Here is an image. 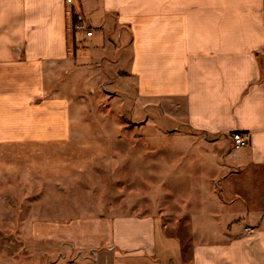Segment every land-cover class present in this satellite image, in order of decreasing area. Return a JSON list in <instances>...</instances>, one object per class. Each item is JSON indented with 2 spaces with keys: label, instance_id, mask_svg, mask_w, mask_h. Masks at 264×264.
Here are the masks:
<instances>
[{
  "label": "crops",
  "instance_id": "1",
  "mask_svg": "<svg viewBox=\"0 0 264 264\" xmlns=\"http://www.w3.org/2000/svg\"><path fill=\"white\" fill-rule=\"evenodd\" d=\"M73 13L87 19L90 35L70 37ZM94 48L90 61L83 54ZM91 63L90 71L101 75L102 63L112 73L116 64L122 73L109 85L123 94L135 86L139 103L156 112L158 119L148 123L170 127L171 168L156 157L155 175L147 180L145 169L144 185L203 192L195 195L197 213L209 224L188 212L185 236L166 230L164 216L177 213L157 197L155 210L143 213H111L136 206L114 196L82 202L76 193L83 190L76 182L82 167L69 165L79 157L73 143L81 138L68 134V93H81ZM235 131L246 134L245 144L234 146ZM34 143L48 144L41 172L29 161L26 170L4 172L49 177L46 221L72 224L73 235L70 227L61 231L69 244L61 242L45 264H264V0H0V150L3 144L32 150ZM194 149L202 154L196 157ZM195 159L203 166L195 168ZM210 159L215 169H205ZM101 206L107 214H77Z\"/></svg>",
  "mask_w": 264,
  "mask_h": 264
},
{
  "label": "rangeland",
  "instance_id": "2",
  "mask_svg": "<svg viewBox=\"0 0 264 264\" xmlns=\"http://www.w3.org/2000/svg\"><path fill=\"white\" fill-rule=\"evenodd\" d=\"M84 19L86 21L85 28L76 29L73 27L69 32L70 37L81 31L84 33L86 29H89L87 19L85 17ZM96 53V48H94V51H86L83 55L88 60L91 55L95 60ZM109 65L111 64L102 63L101 70L105 75H101L99 71H96L97 73L93 70L90 71L92 67H95V64H86L81 93L76 94L79 88L71 89L72 94L68 93V99L72 101L73 106L68 134L74 138H81V143H73V146L77 145L81 148V151H78L80 154L76 152L79 157L75 161L72 159L69 164L71 167H82L76 182L82 184L83 190L76 193L82 195L83 203H86L87 198L98 196L100 202H105L107 198L114 196L118 198V203L126 204L123 201L125 199L130 204L136 205L132 208L115 207L110 210L111 213L123 210L142 213L145 210L154 211L153 202L156 197L157 199L161 198L164 203L169 202L177 213L174 215L167 213V217L164 216L163 223L166 230L178 233L181 237L185 236L188 230L187 216L185 215L188 212H191V216L188 214V217L196 223L209 224L207 215L197 213L199 212L197 210L202 208L199 207L201 200L197 199L195 195L203 192L156 190L153 183L149 185L150 181L144 185L146 183L144 176L148 180L155 175L153 170L158 164L156 157L162 156L161 163H164L168 169L171 168L170 164L174 161L171 148L175 144L170 137L172 135L169 133V125L160 128L159 124L155 127L152 123H148L155 118L158 119L156 112L154 109L151 111L147 108L146 111L145 107L139 103L135 86L131 85L130 93L123 94L119 85L113 87L109 85L111 77L122 73L121 70L116 72L118 70L116 64L113 67L115 72L112 73ZM113 74L115 76H111ZM160 129L166 134L161 133ZM148 135H150V139H147L146 142H143L144 139L140 140L141 136ZM106 136L112 139L108 143L105 142ZM71 144L65 143L64 146ZM44 145L48 146V144L34 143L32 150H28L27 144H21L19 150L10 148L13 147L11 144H3V149L0 150V264H45L48 260L57 257V252L61 250L59 248L61 242L69 244L63 239L61 231H68L72 224L46 221L50 216L48 217L45 212L49 211L47 214H51L48 205L44 202L46 197L44 187L49 182L47 181L49 177L44 179L37 174L33 177L24 170L4 172L6 168L11 167L25 169L24 167H28V164L34 170L39 168L41 172L45 164L43 157L47 154L43 150L45 149ZM5 146L9 148H4ZM28 147L31 146L28 145ZM109 150L114 158L108 152ZM159 150H162L161 155H158ZM28 151H31V154ZM67 152L70 151L67 150ZM194 153L198 157L202 151L194 149ZM197 160H194L195 168L202 165V162L199 163ZM13 162H15L14 165ZM23 162H26V165L22 164ZM163 167L167 169L165 166ZM207 168L209 170L216 168L211 159L205 165V169ZM34 170L31 172H35ZM144 170L146 175L143 174ZM196 178L197 174L193 177L194 184H196ZM194 184L193 182L189 183L192 187ZM86 188L87 190H85ZM145 189L147 190L145 191ZM52 193L56 194V192ZM193 196L195 197L191 199ZM57 199H55V203L58 202ZM145 199L146 201L151 200L152 205L145 207L142 202ZM107 212L106 206L85 207L81 213L77 212V214H107ZM68 215H71V211ZM172 218V222L166 221V219L171 220ZM76 225L80 226L79 230H81L84 224ZM70 228L73 235L74 229ZM75 251L74 247L66 258L73 256Z\"/></svg>",
  "mask_w": 264,
  "mask_h": 264
},
{
  "label": "built area",
  "instance_id": "3",
  "mask_svg": "<svg viewBox=\"0 0 264 264\" xmlns=\"http://www.w3.org/2000/svg\"><path fill=\"white\" fill-rule=\"evenodd\" d=\"M67 2H72V0H66ZM85 19L84 16L81 14H76V22H75V27L76 29H84L85 28ZM85 34L86 35H90L91 34V30L90 29H86L85 30ZM232 134V140H233V144L234 146H241L243 144H245L247 142V136L246 134L240 132V131H235Z\"/></svg>",
  "mask_w": 264,
  "mask_h": 264
},
{
  "label": "trees",
  "instance_id": "4",
  "mask_svg": "<svg viewBox=\"0 0 264 264\" xmlns=\"http://www.w3.org/2000/svg\"><path fill=\"white\" fill-rule=\"evenodd\" d=\"M72 23H73V27H74V25H75V23L74 22H76V14H72Z\"/></svg>",
  "mask_w": 264,
  "mask_h": 264
}]
</instances>
